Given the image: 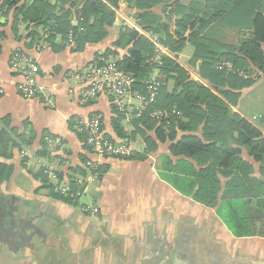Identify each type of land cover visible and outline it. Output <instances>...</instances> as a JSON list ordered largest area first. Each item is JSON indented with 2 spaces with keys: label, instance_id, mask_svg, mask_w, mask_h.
Instances as JSON below:
<instances>
[{
  "label": "crops",
  "instance_id": "crops-1",
  "mask_svg": "<svg viewBox=\"0 0 264 264\" xmlns=\"http://www.w3.org/2000/svg\"><path fill=\"white\" fill-rule=\"evenodd\" d=\"M229 2L210 0L205 6L210 8L207 12L217 16L212 31H206L212 41L237 47L249 31L239 18L229 20L233 9ZM132 14L126 0H120L116 19H123L125 24L115 21L104 41L86 45L78 52L70 45L57 51L46 42V47L43 42L32 44L27 23L15 26L13 10L8 13L4 8L0 14V79L5 90L0 95V130L8 128L5 122H9L19 135L36 136L32 146L15 149L11 158L0 157V163L12 170L8 176L0 170V264H264V237L236 235L219 214L230 179L220 177L216 206L199 202L194 193H186L189 187L178 175L165 168V158L172 157L171 142L160 144L157 152L143 161L108 159L102 164V176L91 179L85 164L92 156L73 125L79 118L99 113L105 133L120 139L112 127V100L103 95L85 105L77 95L76 82L67 78L109 50L121 57L126 55L127 51L117 50L115 44L122 29L131 23ZM18 49L32 57L38 82L46 88L53 107L42 96L25 99L19 94L20 78L9 66L11 54ZM194 53V46L188 43L177 61L194 81L203 82L199 68L190 64ZM253 71L256 79L250 87L229 90L240 94L237 104L230 108L259 129L264 138V75ZM131 122L128 116L123 123L128 134L134 131ZM132 144L136 153H145L141 137ZM229 147L240 151L238 158L253 169L249 177L259 183L254 188L264 191V162L254 160L245 147L235 143ZM45 149L47 156L43 157ZM178 159L174 157L173 161ZM189 162L197 171L202 169L197 161ZM48 167L53 168L56 179L46 173ZM72 178L82 182L77 203L66 201L69 196L57 191L69 187ZM247 188L252 189L251 183ZM198 189L196 186L195 191ZM263 203L261 195L252 201L251 209L264 214ZM90 208L98 209L99 214H93ZM246 215L241 223L247 217L251 219ZM252 217L260 227L262 216Z\"/></svg>",
  "mask_w": 264,
  "mask_h": 264
},
{
  "label": "trees",
  "instance_id": "trees-1",
  "mask_svg": "<svg viewBox=\"0 0 264 264\" xmlns=\"http://www.w3.org/2000/svg\"><path fill=\"white\" fill-rule=\"evenodd\" d=\"M171 1L126 0L129 8L137 11L135 18L140 21L141 32L123 29L115 44V48L127 51L120 59H117L119 54L112 50L96 58V61L101 58L116 61L123 71L134 77V90L145 95V83L151 79L154 70H159L162 86L157 102L149 112L131 120L134 128L131 134L125 132L123 126L129 114L117 111L112 105V127L117 137L130 142L141 137L146 144L144 154L135 153L123 160L143 161L149 154L157 152L160 144L173 143L170 147L172 157L165 158V168L176 173L181 183L189 187L186 193H194L195 199L207 206H216L221 192L220 177L229 178L230 183H227L228 187L226 185L218 208L219 214L236 235L264 237V214L251 209L252 201L264 195V191L254 188V184L259 183L249 177L253 169L238 158L240 151L229 147L231 143L245 147L254 160L264 162V138L259 129L231 111L230 105L237 104L240 94L229 91L250 87L256 79L252 77L253 69L264 75V3L258 0H230L233 9L229 20L242 19L240 24L249 32L237 47H226L207 35L206 30L211 28L212 31V25L217 20V16L207 12L209 7L206 9L205 5L197 2L188 13L179 1ZM156 6L163 7L161 15L154 12ZM119 7L120 0H0V14L4 8L8 13L13 10L15 26L22 21L29 25L32 44L46 42L57 51L67 49L71 35L75 43L73 51L77 52L86 45L104 41L108 37V28L115 23V9ZM182 12L185 13L182 15ZM163 17L174 24L170 26L163 22ZM40 28L42 31H39ZM43 31L44 34H41ZM142 32L159 36L163 47L171 53L161 57L160 65L150 62L157 51ZM188 43L195 48L190 64L199 68L203 82L194 81L189 71L177 61L179 53ZM224 64H229L231 69L220 70L219 66ZM156 112L162 115L159 120L151 116ZM5 123L8 128L0 130V157L11 158L15 149L21 151L23 147L33 145L35 134L19 135L9 122ZM73 129L84 143L85 135L77 132L75 123ZM87 150L90 155V148L87 147ZM41 156H47V149ZM174 157L180 159L174 162ZM190 160L197 161L202 169L197 171ZM210 160V166L203 168ZM103 167L99 168L98 177L102 176ZM0 170L6 171L7 176L12 173L10 167L1 163ZM250 183L252 189L247 188ZM69 184L74 192L81 191L74 178ZM242 184L244 187L240 186ZM196 186L199 189L195 191ZM53 194L55 198L63 199ZM64 199L71 203L78 201L70 197ZM242 210L244 213L240 214ZM246 213L251 219L247 217L241 223ZM253 215L262 216L259 218L260 227L253 220Z\"/></svg>",
  "mask_w": 264,
  "mask_h": 264
},
{
  "label": "built area",
  "instance_id": "built-area-1",
  "mask_svg": "<svg viewBox=\"0 0 264 264\" xmlns=\"http://www.w3.org/2000/svg\"><path fill=\"white\" fill-rule=\"evenodd\" d=\"M264 3V0H258ZM45 32V31H44ZM71 35L69 41L70 46L75 47L74 40ZM3 37L0 33V43ZM44 43V42H43ZM46 47L47 44L44 43ZM10 68L20 78L17 85L19 94L25 99H34L40 96L43 97L44 102L53 107L47 90L38 82V68L32 57L24 50H15L10 57ZM231 69L229 64L219 66V69ZM245 79L247 75L240 73ZM67 80L74 81L77 84V95L81 102L89 105L95 102L103 95L110 96L112 105L121 113L131 112L137 113L139 118L143 113L149 112L156 104L157 98L160 94L161 82L155 77L145 83L146 95L135 91L136 81L131 74H127L118 66L114 60H105L101 58L98 61H93L87 66L75 70L68 75ZM5 93L4 87L0 79V95ZM135 102H138L136 104ZM152 118L159 120L162 116L160 113H152ZM75 129L79 134L85 135V145L90 148V155L92 159L85 164L91 179H98V171L103 162L108 159H129L136 153L132 142L126 139H110L104 131L103 117L99 113H93L87 118H79L75 122ZM60 143H57V147ZM53 168L48 167L46 173L53 179L56 176L52 174ZM78 185H82L81 180H74ZM69 187L57 188V191L69 196L72 199H79L81 191L77 193ZM93 214L98 215L99 210L96 208L89 209Z\"/></svg>",
  "mask_w": 264,
  "mask_h": 264
},
{
  "label": "rangeland",
  "instance_id": "rangeland-1",
  "mask_svg": "<svg viewBox=\"0 0 264 264\" xmlns=\"http://www.w3.org/2000/svg\"><path fill=\"white\" fill-rule=\"evenodd\" d=\"M174 1H179L180 3H181V6H183L184 8H185V11H187L188 13H190L191 12V8L190 7H192V5H194V4H197V2H199V3H201V4H203V5H208V3H209V1L210 0H172L170 3H174ZM163 7L162 6H156V7H154L153 8V10H154V12H156L157 11V13H159V15H161V9H162ZM130 9V8H129ZM119 10H120V7H119V9H115V11H116V16H117V13H119ZM130 11L133 13L132 14V18H131V20H129L131 23H132V25H134V26H132L131 27V23H129V26H127V27H124L123 29H125V28H131V29H137V30H139L140 32H141V30H140V28H139V24H140V21L137 19V18H135V14L137 13V11H134V10H132V9H130ZM185 13V12H184ZM183 12H182V15L184 14ZM163 16V15H162ZM165 16V15H164ZM123 17V16H122ZM173 17V16H172ZM176 17H179V18H181L182 16L181 15H177ZM175 17V18H176ZM164 19H163V22H167L168 24H170V26H172L174 23H173V21H169L168 22V20L166 19V17H163ZM115 21L117 22H120V23H122V24H125V21L123 20V19H119V20H117V19H115ZM240 21H242V19H240ZM24 22L22 21L21 23H20V26H21V24H23ZM76 23V22H75ZM74 23V24H75ZM127 25H128V23H127ZM27 26V25H26ZM113 26H111V27H109L108 28V32H109V29L110 30H112L111 28H112ZM28 28H29V26H28ZM27 28V29H28ZM123 29H122V32H123ZM39 31H42V28H40L39 29ZM31 32V30H29V33ZM43 34H44V31L42 32ZM142 34H144L152 43H153V45L155 46V48H156V57L155 58H153L150 62H152V64H158V65H160V63H161V57L163 56V55H171V53L168 51V49L167 48H165V47H163V45L161 44V42H160V37L159 36H154V35H152V34H148V33H143L142 32ZM163 34H165V33H163ZM166 36V35H165ZM117 50H120V49H118L117 48ZM120 51H123V50H120ZM118 57L119 58H117V59H120L121 58V56L120 55H118ZM185 69V68H184ZM186 70V69H185ZM155 77V79L156 80H160V75H159V70H154L153 72H152V75H151V79L152 78H154ZM162 85V84H161ZM136 104H138V102H135ZM133 113L134 112H131L128 116H129V119L130 120H132V119H136L137 118V114H136V116L135 115H133ZM258 116V115H257ZM55 175V174H54ZM56 176V175H55Z\"/></svg>",
  "mask_w": 264,
  "mask_h": 264
},
{
  "label": "water",
  "instance_id": "water-1",
  "mask_svg": "<svg viewBox=\"0 0 264 264\" xmlns=\"http://www.w3.org/2000/svg\"><path fill=\"white\" fill-rule=\"evenodd\" d=\"M74 25L77 26V23H75Z\"/></svg>",
  "mask_w": 264,
  "mask_h": 264
}]
</instances>
